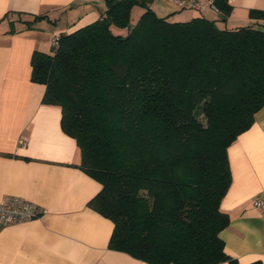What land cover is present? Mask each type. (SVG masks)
<instances>
[{"label":"trees","instance_id":"trees-1","mask_svg":"<svg viewBox=\"0 0 264 264\" xmlns=\"http://www.w3.org/2000/svg\"><path fill=\"white\" fill-rule=\"evenodd\" d=\"M213 2L217 19L172 21L146 0H106L101 17L30 56L77 167L100 183L87 205L112 221L107 246L149 264H238L219 236L230 221L220 204L227 148L264 105V22L219 27L231 6ZM135 4L145 9L130 23Z\"/></svg>","mask_w":264,"mask_h":264},{"label":"crops","instance_id":"crops-1","mask_svg":"<svg viewBox=\"0 0 264 264\" xmlns=\"http://www.w3.org/2000/svg\"><path fill=\"white\" fill-rule=\"evenodd\" d=\"M228 3L230 13L216 20L219 27L264 22L249 15L264 10V0ZM146 5L172 21L218 18L208 6L180 9L169 0ZM105 9L106 0H0V199L20 196L46 209L0 228V264H149L107 246L112 221L87 205L100 183L77 167L80 151L60 126V107L43 103L45 85L30 79L34 49L49 51L55 34L89 23ZM144 9L133 5L130 23ZM227 154L231 182L220 206L230 221L219 236L238 264H264V209L254 204L264 201V105Z\"/></svg>","mask_w":264,"mask_h":264},{"label":"built area","instance_id":"built-area-1","mask_svg":"<svg viewBox=\"0 0 264 264\" xmlns=\"http://www.w3.org/2000/svg\"><path fill=\"white\" fill-rule=\"evenodd\" d=\"M180 9H196L200 10L205 6L215 14L219 13L217 6L213 0H169ZM58 46V35L55 34L51 38L50 47L55 50ZM254 204L264 209V201L256 198ZM46 212V209L20 196L6 195L0 199V228L9 224L17 223L23 220H28L41 216Z\"/></svg>","mask_w":264,"mask_h":264},{"label":"rangeland","instance_id":"rangeland-1","mask_svg":"<svg viewBox=\"0 0 264 264\" xmlns=\"http://www.w3.org/2000/svg\"><path fill=\"white\" fill-rule=\"evenodd\" d=\"M190 10V9H189ZM113 29V32H115V33H125V29H120V28H117V27H112ZM198 118L200 119V120H202V121H204V118L201 116V115H199L198 116Z\"/></svg>","mask_w":264,"mask_h":264}]
</instances>
